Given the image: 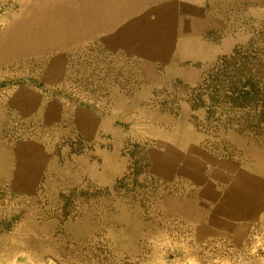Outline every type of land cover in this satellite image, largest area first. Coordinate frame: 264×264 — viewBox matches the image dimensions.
Wrapping results in <instances>:
<instances>
[{
	"label": "rangeland",
	"instance_id": "374dc122",
	"mask_svg": "<svg viewBox=\"0 0 264 264\" xmlns=\"http://www.w3.org/2000/svg\"><path fill=\"white\" fill-rule=\"evenodd\" d=\"M0 155V264H264V0H0Z\"/></svg>",
	"mask_w": 264,
	"mask_h": 264
},
{
	"label": "crops",
	"instance_id": "0c3cea01",
	"mask_svg": "<svg viewBox=\"0 0 264 264\" xmlns=\"http://www.w3.org/2000/svg\"><path fill=\"white\" fill-rule=\"evenodd\" d=\"M13 160L8 155H0V177H7L8 178V177H11L12 174H14V173H12ZM31 164H32V162L28 158L29 169H30Z\"/></svg>",
	"mask_w": 264,
	"mask_h": 264
},
{
	"label": "bare ground",
	"instance_id": "6f19581e",
	"mask_svg": "<svg viewBox=\"0 0 264 264\" xmlns=\"http://www.w3.org/2000/svg\"><path fill=\"white\" fill-rule=\"evenodd\" d=\"M83 1V0H82ZM62 2H64V1H62ZM72 2V1H71ZM110 3V2H109ZM90 4V3H89ZM106 4V3H105ZM124 4V3H123ZM62 5V4H61ZM63 5H64V3H63ZM66 5H68V4H66ZM122 5V4H121ZM59 5H57V8L59 9V7H58ZM113 6H114V4H113ZM73 7H75V6H73ZM84 7V6H83ZM120 7V6H119ZM56 8V9H57ZM100 8V7H99ZM80 9V8H79ZM60 10V9H59ZM58 10V11H59ZM70 10H71V8H70ZM81 10V9H80ZM66 11V10H65ZM77 11H79V10H77ZM83 11H84V9H83ZM76 12V11H75ZM80 12V11H79ZM63 13H65V12H63ZM82 13V12H81ZM108 14V13H107ZM55 15V14H54ZM67 15V14H66ZM110 15V14H109ZM56 16V15H55ZM74 16V15H73ZM79 17V16H78ZM102 17V16H101ZM60 18H61V16H60ZM66 18V17H65ZM75 18V17H74ZM80 18V17H79ZM103 18V17H102ZM114 18H116V17H114ZM59 19V18H58ZM81 19V18H80ZM85 19H87L86 17H85ZM99 19V18H98ZM56 20V19H55ZM97 20V19H96ZM110 20H112V19H110ZM81 21V20H80ZM94 21V20H93ZM105 21V20H104ZM109 21V20H108ZM115 21H116V19H115ZM57 21H55V23H56ZM74 22H76L77 23V21H74ZM88 22V21H87ZM118 22V21H117ZM62 23V22H61ZM60 23V24H61ZM71 22H69V24H70ZM89 23V22H88ZM73 24V23H72ZM93 24H94V22H93ZM106 24V23H105ZM115 24V23H114ZM55 25V24H54ZM52 26V25H51ZM56 26V25H55ZM57 26H58V24H57ZM69 26V25H68ZM93 26V25H92ZM105 26V25H104ZM89 27V26H88ZM94 27V26H93ZM80 28V27H79ZM56 29H57V27H56ZM87 29H89V28H87ZM57 31V30H56ZM61 31V30H60ZM52 32V31H51ZM57 33H60L61 35H62V33L61 32H57ZM81 33V32H80ZM83 33H84V30H83ZM53 34V33H52ZM82 34V33H81ZM55 36V35H54ZM53 37V36H52ZM51 37V38H52ZM62 37V36H61ZM22 38V37H21ZM63 39V38H62ZM69 39V38H68ZM54 40V39H53ZM55 42V41H54ZM58 42V41H57ZM63 42V41H62ZM59 43V42H58ZM55 47V46H54ZM56 47H58V46H56ZM195 163V162H194ZM242 177H243V175H242ZM249 177V176H248ZM244 178H246V177H244ZM260 179H261V177H259ZM249 180H250V178H249ZM258 180V179H257ZM246 181H248V180H246ZM242 183H243V181H241ZM249 182V181H248ZM238 186H240V185H238ZM237 187V186H236ZM241 187H243V186H241ZM231 188H233V187H231ZM245 188V187H244ZM246 188H248V187H246ZM230 190V189H229ZM237 190V189H236ZM241 190V189H240ZM248 190V189H247ZM226 191V190H225ZM250 191V190H249ZM228 192V191H227ZM242 192V191H241ZM239 193V192H238ZM243 193V192H242ZM246 194V193H245ZM250 196H251V194H250ZM222 203V202H221Z\"/></svg>",
	"mask_w": 264,
	"mask_h": 264
}]
</instances>
